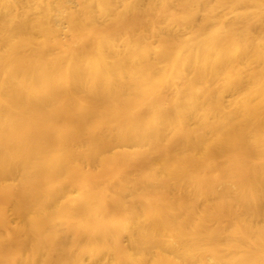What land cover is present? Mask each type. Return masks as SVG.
I'll list each match as a JSON object with an SVG mask.
<instances>
[{"label": "bare ground", "instance_id": "bare-ground-1", "mask_svg": "<svg viewBox=\"0 0 264 264\" xmlns=\"http://www.w3.org/2000/svg\"><path fill=\"white\" fill-rule=\"evenodd\" d=\"M0 264H264V0H0Z\"/></svg>", "mask_w": 264, "mask_h": 264}]
</instances>
